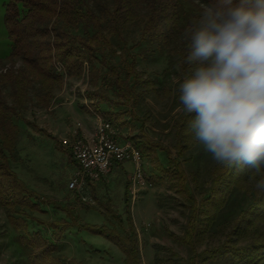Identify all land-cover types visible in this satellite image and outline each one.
Instances as JSON below:
<instances>
[{
  "label": "trees",
  "instance_id": "1",
  "mask_svg": "<svg viewBox=\"0 0 264 264\" xmlns=\"http://www.w3.org/2000/svg\"><path fill=\"white\" fill-rule=\"evenodd\" d=\"M209 3L210 0H8L5 3L4 26L10 46L6 55L8 66L0 68V207L6 211L14 241L28 264H83L60 254L64 238L83 230L114 245L122 254V264H140L129 206L130 177L123 190L124 216L108 204L98 202L111 220L96 226L79 218L78 208L93 210V207L77 189H70L75 192L73 201L48 198L28 188L12 167L19 132L16 119L50 137L22 116L30 91L35 90L36 106L46 109L63 78L74 79L84 73L94 87L85 93L92 99L94 113L117 129L138 124L137 134L123 140L129 141L143 158L157 161L152 165L154 172L143 173L146 182L153 186L165 181L169 190L187 202L183 234L173 235L188 250L186 264H264V190L254 187L264 171L256 173L247 167L229 169L215 163L209 184L200 188L196 198L194 190H199L196 173H187L182 166L183 161L193 159L188 152L197 144L188 126L194 114L183 111L178 84L161 88L163 95L180 108L174 124L175 156L171 157L166 147L151 139L135 112L139 100L155 90V81L137 69L139 56L153 47L168 50L177 40L182 47L173 53L169 65L173 69L177 67L176 76L182 80L191 70V65L183 62L188 54L183 34L195 21L185 6L202 10ZM130 25L138 26L139 39L128 45ZM4 89H8L7 95ZM102 104L107 109L101 110ZM157 151L165 153L164 166L159 164ZM64 153L77 167L71 152ZM247 192L250 198L245 204L240 203L235 211L229 208L233 196L241 194L242 202ZM49 212L60 217L46 221L35 215ZM218 234L223 239L216 245L200 248Z\"/></svg>",
  "mask_w": 264,
  "mask_h": 264
},
{
  "label": "rangeland",
  "instance_id": "2",
  "mask_svg": "<svg viewBox=\"0 0 264 264\" xmlns=\"http://www.w3.org/2000/svg\"><path fill=\"white\" fill-rule=\"evenodd\" d=\"M7 1L0 0L1 70L8 66L6 55L10 46L4 26V5ZM185 9L193 17V20H196L202 11L200 8L188 4ZM180 24L184 26V20L181 19ZM128 27L130 28L127 44H135L139 39L138 26L130 25ZM177 42L174 40L168 50L161 51L158 47H153L151 50L143 51L144 53L139 56L137 62V69L142 72L143 76L155 81V90L139 100L135 112L144 122L151 139L166 147L171 157L176 154L174 124L180 108L174 105L170 98L163 95L161 88H170L178 80L175 72L177 67L174 66L173 69L169 65L174 58L173 53L182 47V44ZM93 89L94 87L90 84L85 73L74 79L65 77L61 86L53 91V99L46 109L36 106L33 97L35 90L30 91L27 108L23 111L22 116L24 120L44 129L50 137L38 133L21 119L15 120L19 132L16 142V157L11 163L19 179L28 188L51 199L74 200L75 192L70 190L68 185L77 167L67 159L64 153V151L70 152L69 147L61 146L60 142L63 139H71L72 131L88 135L94 129L95 121L104 120L101 115L94 113V108L90 105L92 99L85 96L86 92H91ZM7 92L8 89L3 90L4 95H7ZM108 95L112 97L110 93ZM8 101L10 100L8 99ZM105 109L107 106L102 104L101 110ZM137 125L131 123L127 128H116L119 140L121 141L129 135H136ZM84 127H89L88 133ZM56 141H58V145H56ZM188 153L193 155V159L183 161L182 166L187 173L195 171L199 190H194V195L199 198L200 188L209 184L216 162L198 142ZM157 156L159 164L164 166L166 164L165 153L157 151ZM156 162L151 157H142V174L154 172L152 165ZM132 172L133 165L130 162L115 163L100 181L88 183L84 191L78 190L83 200L93 207V210L77 209L81 221L89 225L100 226L111 220L106 215L104 207L100 206L98 202L108 204L107 206H110L112 210L124 216V184ZM130 195L129 206L134 231L138 239L140 264H186L188 250L173 235L183 234L187 221V202L169 190L165 181L153 186L146 182L143 187H132ZM240 195L233 196L230 201L229 208L233 211L240 203L245 204L250 198V194L247 192L241 202ZM35 215L46 221L58 220L60 217V214L51 212L45 215L35 213ZM14 238V233L7 221L6 211L0 207V264H28ZM222 239L221 234L215 235L200 248L216 245ZM61 245L60 254L62 256L68 259L73 258L83 264H122V254L114 245L102 236L89 233L86 230L64 238Z\"/></svg>",
  "mask_w": 264,
  "mask_h": 264
},
{
  "label": "clouds",
  "instance_id": "3",
  "mask_svg": "<svg viewBox=\"0 0 264 264\" xmlns=\"http://www.w3.org/2000/svg\"><path fill=\"white\" fill-rule=\"evenodd\" d=\"M177 80L193 139L226 168L264 171V0H210L184 31ZM255 187L264 190V175Z\"/></svg>",
  "mask_w": 264,
  "mask_h": 264
},
{
  "label": "built area",
  "instance_id": "4",
  "mask_svg": "<svg viewBox=\"0 0 264 264\" xmlns=\"http://www.w3.org/2000/svg\"><path fill=\"white\" fill-rule=\"evenodd\" d=\"M119 139L116 128L106 120L98 121L88 135L72 131L71 139H63L61 141L63 146L69 147L77 163L69 188L84 191L88 183L103 178L113 164L123 162H130L133 165L130 193L132 187H143L146 180L141 169L142 155L129 141L120 142Z\"/></svg>",
  "mask_w": 264,
  "mask_h": 264
},
{
  "label": "crops",
  "instance_id": "5",
  "mask_svg": "<svg viewBox=\"0 0 264 264\" xmlns=\"http://www.w3.org/2000/svg\"><path fill=\"white\" fill-rule=\"evenodd\" d=\"M88 123V122H87ZM97 124V121H95V123H94V127H95V125ZM85 128V129H84ZM83 129L87 132V131H89V127H84ZM83 131V130H82ZM88 133V132H87ZM81 134H83V133H81ZM72 135V134H71ZM118 164H120V163H118ZM132 164V163H131Z\"/></svg>",
  "mask_w": 264,
  "mask_h": 264
}]
</instances>
